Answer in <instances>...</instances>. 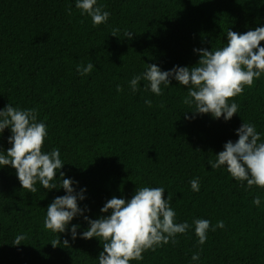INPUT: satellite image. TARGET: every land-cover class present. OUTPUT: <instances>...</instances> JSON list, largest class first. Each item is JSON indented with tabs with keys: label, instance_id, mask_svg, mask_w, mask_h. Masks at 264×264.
<instances>
[{
	"label": "trees",
	"instance_id": "obj_1",
	"mask_svg": "<svg viewBox=\"0 0 264 264\" xmlns=\"http://www.w3.org/2000/svg\"><path fill=\"white\" fill-rule=\"evenodd\" d=\"M75 3L0 0V110L36 109L37 122L48 131L43 151L58 148L64 163L53 181L57 188L44 189L37 181L35 193L21 188L14 168L0 166V264H98L104 242L81 238L89 227L84 216L110 215L100 212L109 199L130 200L145 186L163 187L175 222L190 227L177 234V244L146 251L143 260L129 264H264V188H249L226 168L209 165L226 142H236L243 122L254 124L264 142V74L230 101L239 108L228 121L193 114L194 106L183 103L190 86L175 79L161 84L159 96L146 89L147 81L135 93L129 86L151 64L161 71L195 66L200 56L193 50L226 46L228 30L243 34L264 27V0H97L110 16L95 27ZM114 28L117 37L110 35ZM89 62L91 73L79 75L77 65ZM10 135V128L0 133L5 155ZM68 178L76 193L85 189L78 206L87 210L55 234L44 228L47 206L66 195L59 187ZM194 178L198 192L191 189ZM257 196L259 206L252 203ZM196 219L210 221L203 245L197 243ZM73 225H79L75 240ZM21 234L26 239L14 246Z\"/></svg>",
	"mask_w": 264,
	"mask_h": 264
},
{
	"label": "clouds",
	"instance_id": "obj_2",
	"mask_svg": "<svg viewBox=\"0 0 264 264\" xmlns=\"http://www.w3.org/2000/svg\"><path fill=\"white\" fill-rule=\"evenodd\" d=\"M97 0H76L75 7L81 15L91 18L92 25L98 26L105 23L110 13L104 11L102 6H96ZM71 14V9H69ZM118 29H113L111 36L117 37ZM128 39L133 33L125 32ZM264 27H257L243 34L228 30L226 46L218 50L194 49L200 59L195 66L177 67L169 71H161L155 65H148L142 75L134 76L129 86L133 93L138 90L141 80L147 81L146 89L155 95H162L161 84L170 85V80L175 79L180 85L190 86L183 103L189 107L194 106L193 114H210L213 118L223 117L230 120L238 112V104L231 102L235 97L242 95L245 87L254 86L255 80L264 74ZM94 65L89 62L86 66L77 65V73L86 76L91 73ZM117 92L123 91L117 85ZM145 104L151 107V101L145 100ZM38 112L34 108L22 110L7 105L0 110V133L10 128L11 135L6 155L0 151V166H11L16 170V176L21 188L29 193L37 191V181L44 189L57 188L53 183L57 172L64 163L60 158L58 148L50 152L43 151L44 140L48 135L44 122H37ZM185 118H189L187 115ZM238 139L235 143L231 140L223 146L224 150L216 154L215 161H209L211 169L226 168L227 173L239 182H247V186L264 188V142L256 130V126L243 122L236 129ZM65 176L60 172V177ZM66 195L56 197L47 206V214L44 220V228L55 234L64 233L74 217L83 215L78 206V200L85 199L81 189L76 193L73 188L74 181L70 178L60 181ZM191 189L198 192L199 178L190 181ZM163 187H141L136 189L130 200L116 198L109 199L100 209L101 213L111 214L101 216L98 219H89L84 216L89 227L81 234L82 239L99 238L104 243L103 251L99 254L98 264H129L130 261L143 260V253L156 251L169 242L177 244V234H185L190 225L187 222L176 223L175 211L170 207L169 200L164 198ZM255 206L260 205V197L253 199ZM195 235L198 245H203L207 240L210 221L196 219ZM77 227H71V236L77 237ZM217 228H223L224 222L218 221ZM215 231V228L212 229ZM26 235L15 237L14 246L22 244ZM61 241L54 240L51 245L57 247ZM63 244L68 246V241ZM200 252L192 255V260H198Z\"/></svg>",
	"mask_w": 264,
	"mask_h": 264
}]
</instances>
